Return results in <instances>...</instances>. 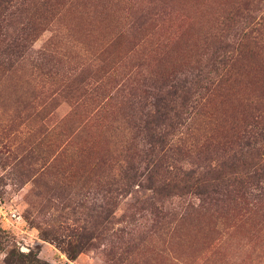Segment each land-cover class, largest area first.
<instances>
[{
  "label": "rangeland",
  "instance_id": "374dc122",
  "mask_svg": "<svg viewBox=\"0 0 264 264\" xmlns=\"http://www.w3.org/2000/svg\"><path fill=\"white\" fill-rule=\"evenodd\" d=\"M73 3L0 59V264L11 248L43 264H264V202L235 185L200 206L164 186L182 168L241 178L263 164L264 0ZM175 80L182 119L151 147L138 126Z\"/></svg>",
  "mask_w": 264,
  "mask_h": 264
},
{
  "label": "trees",
  "instance_id": "16d2710c",
  "mask_svg": "<svg viewBox=\"0 0 264 264\" xmlns=\"http://www.w3.org/2000/svg\"><path fill=\"white\" fill-rule=\"evenodd\" d=\"M74 1L0 0V59L4 63H10L14 59L22 58L27 52L28 46L34 42L44 27L51 23L62 9L74 4ZM25 14L29 15L26 26L19 30L14 29L13 33H10L11 21ZM212 71L215 72V70ZM198 77L201 76L198 74ZM200 81L198 80L197 85ZM202 81L205 82L203 89L206 90V93H209L213 89L215 82L206 77H203ZM166 86H163L162 90H159L160 88L158 89V91H165L166 97H155V94L151 96L153 103L149 107L152 110L145 114V119H142V124L138 126L141 133L145 134L144 137L147 140V144L151 147L154 145V139H157L158 129L172 128L176 125L177 121L182 119V115L176 112V108L173 106V97L184 90L186 81L179 83L175 80ZM176 119L178 120L176 121ZM179 124L182 125L180 122ZM262 135L263 133L259 132L257 134V132H254L250 136V139L238 144L232 158L224 162L223 169L227 168L232 170L237 165L240 167L244 158V150L251 146L250 140H255L257 136L261 137ZM171 150L173 149H168V152H171ZM172 152L178 157L176 159L172 156L173 159L179 163H184L183 157L186 155L184 149L177 147ZM172 157L168 156L167 158L172 159ZM237 173L239 172L234 174ZM242 176L241 178H234L232 175L227 176L224 170H218L214 175L208 177L207 175L201 174L199 167L182 168L179 169V174L174 179H170L164 186L180 191L191 189L193 194L201 202L200 206L208 204L211 207H219L226 204L227 199L225 200L224 198L230 191L228 188L234 187L235 185L245 190L244 193L251 196L256 203L264 202V162L253 170L245 171ZM234 191L238 193L240 190L235 188ZM216 195L220 196V198H214ZM3 243V241H0L1 249H5ZM70 260H74V257L71 256ZM4 264H43V262L31 250L28 254H24L11 248L5 253Z\"/></svg>",
  "mask_w": 264,
  "mask_h": 264
}]
</instances>
